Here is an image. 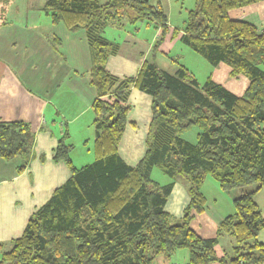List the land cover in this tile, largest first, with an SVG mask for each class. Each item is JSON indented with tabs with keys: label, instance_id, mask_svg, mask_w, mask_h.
<instances>
[{
	"label": "trees",
	"instance_id": "obj_1",
	"mask_svg": "<svg viewBox=\"0 0 264 264\" xmlns=\"http://www.w3.org/2000/svg\"><path fill=\"white\" fill-rule=\"evenodd\" d=\"M0 0V25L3 7ZM259 0H195L180 29L171 28L162 7L149 0H44L42 10L53 24L84 30L92 65L89 83L96 96L93 160L72 164V145L58 139L53 157L69 170L67 179L27 218L18 237L0 243V264H153L157 256L188 250L184 264H264V243L257 239L264 218L254 194L264 188V27L233 19L229 11ZM144 21L158 30L151 55L164 52L165 40L179 39L211 66L224 63L230 76L248 83L236 95L216 83L210 72L199 82L178 58L170 72L145 58L135 75L119 77L105 68L119 43L107 39L108 24ZM155 59V58H154ZM135 87L151 97L145 152L133 166L117 152L126 125L127 95ZM198 128L195 140L182 132ZM33 131L24 121H0V159L30 158ZM153 167L170 178L160 184ZM205 174L222 190H240L234 211L217 224L213 237L202 238L190 226L203 213L200 192ZM187 180L188 201L179 218L164 209L174 181ZM183 179V180H184ZM232 240L231 252L217 256L219 235Z\"/></svg>",
	"mask_w": 264,
	"mask_h": 264
},
{
	"label": "crops",
	"instance_id": "obj_2",
	"mask_svg": "<svg viewBox=\"0 0 264 264\" xmlns=\"http://www.w3.org/2000/svg\"><path fill=\"white\" fill-rule=\"evenodd\" d=\"M43 4L44 0H27L26 8L32 10L36 5L42 17L23 22L11 17L14 16V0H10L3 7L6 22L0 25V121H24L34 136L30 158L23 170H19L21 159H0V243L5 245L21 234L28 216L67 179L69 170L65 163L53 157L59 138L65 135V142L72 145L69 156L74 166L77 164L73 163L72 152L76 143L87 145V155L79 160V165L88 164L94 158L92 102L96 91L89 83L92 56L85 31H69L62 23L53 24L42 10ZM229 16L263 28L264 0L231 9ZM108 26L120 25L108 24L105 28ZM139 40L134 34L121 42L118 40L119 50L107 58L105 68L119 77L135 75L148 57L147 44L143 43L141 50ZM209 72L216 83L236 95L241 94L248 83L243 75L230 76V67L224 63L206 67V73ZM150 103L148 94L130 88L126 125L117 152L131 166L145 152ZM193 133L194 138L197 130ZM182 186L174 181L164 205L169 213L174 205L178 211L183 210L188 201ZM220 219L215 220L216 223ZM203 237H213V234ZM214 250L217 256L231 251L222 252L220 248L218 252L217 245ZM178 254L187 261L188 251L180 250ZM170 256H157L153 264H171Z\"/></svg>",
	"mask_w": 264,
	"mask_h": 264
},
{
	"label": "rangeland",
	"instance_id": "obj_3",
	"mask_svg": "<svg viewBox=\"0 0 264 264\" xmlns=\"http://www.w3.org/2000/svg\"><path fill=\"white\" fill-rule=\"evenodd\" d=\"M100 1L104 2L105 0ZM149 2L152 4L158 3L166 14L169 27L177 29H180L183 26L188 14V10L194 8L195 6V0H149ZM26 5L27 0H14V16L11 17L14 18V20H19L23 22H31L32 20H35L36 17H42L41 12L36 9V5L33 6L34 8L32 10H28L26 8ZM10 9H12V7ZM143 22L144 21H139L136 24L134 23L133 25L131 23L129 24L127 21H123L122 26H108L107 28L103 29V33L106 37H108V39L114 40L116 42L118 40L119 42H121L125 39L126 36H129V34L136 35L137 38L140 39L138 42H141V45H139L141 46V50L144 45L143 43H146L148 46V58L152 59L154 55H151L150 48L153 44H155L156 41H158L159 32L153 27V25L145 26L146 24H144L145 22ZM136 27L137 30H135ZM160 48L165 51V55L164 52H158L154 56L155 59L153 58V60L161 68L167 71H173L176 66L175 64L170 62L169 57L171 56L177 57L179 63L183 64L185 67L190 69L196 75V78L199 82H201L204 76L207 74L206 67L211 68V66L205 61V59H203L200 55L194 53L179 39H174L172 41L165 40L160 45ZM194 130H198V128L196 126H192L190 129L182 132V136L187 140H195L193 138ZM83 145H79L78 143H76L75 148L72 152L75 156V159H73V163L77 164L76 166L78 167L81 166L79 165L81 164L79 162L82 161L87 155V145ZM89 146H91L90 142ZM150 176L153 180L157 181L160 184L170 179L167 175L163 174V172L156 167L153 168ZM183 179L184 177H178L176 180L181 186L183 185L182 187L183 189H185L184 185L188 183L187 180ZM200 192L206 198L205 209L203 211V214H195L191 219L190 224L192 229L196 231V233L200 237H203L204 235L208 237L212 234L214 236L216 233L217 224L221 219L217 223L215 220H218L220 217L223 218L224 216L233 213L234 207L232 200L234 197L240 194L241 191L238 189L230 191L222 190L218 182L210 174H205L202 184L200 186ZM254 201L256 202L260 210L262 218H264V188L259 189L254 194ZM181 212L182 210L178 211L175 205L172 207V209H170V214L174 218H179ZM214 225H216L215 229H213ZM257 239L264 243V228L259 230L257 234ZM216 245L218 252H221L220 248L222 249V252H227V250H231V237L227 234L219 235L218 243ZM180 250L188 251L185 248L175 250L176 252H174L170 256L171 264H184L185 261H183L180 254H178V251Z\"/></svg>",
	"mask_w": 264,
	"mask_h": 264
}]
</instances>
